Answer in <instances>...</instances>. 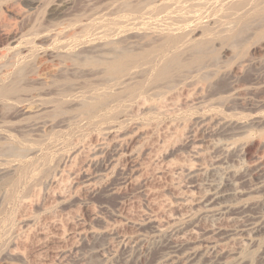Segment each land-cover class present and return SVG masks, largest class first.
<instances>
[{"label":"rangeland","instance_id":"374dc122","mask_svg":"<svg viewBox=\"0 0 264 264\" xmlns=\"http://www.w3.org/2000/svg\"><path fill=\"white\" fill-rule=\"evenodd\" d=\"M183 238L264 264V0H0V264H175Z\"/></svg>","mask_w":264,"mask_h":264},{"label":"bare ground","instance_id":"6f19581e","mask_svg":"<svg viewBox=\"0 0 264 264\" xmlns=\"http://www.w3.org/2000/svg\"><path fill=\"white\" fill-rule=\"evenodd\" d=\"M168 69V64H165L162 68L163 71ZM211 124V123H210ZM245 127V126H244ZM205 131V130H204ZM208 133V132H207ZM210 136L216 137V138H221V139H225L229 140L230 138L234 137L237 133V129H235L234 126H231L230 124H219L216 125L214 128H211L210 131ZM194 137V136H193ZM196 139V138H195ZM202 139V138H201ZM199 139V140H201ZM214 140V139H213ZM206 141V140H204ZM216 141V140H215ZM222 141V140H221ZM220 142V141H219ZM201 141H197V140H193L190 143V148L191 151L193 153V155H198L197 153L199 152V149L201 148L200 146ZM212 144V143H211ZM220 144V143H218ZM202 145V144H201ZM121 146V145H120ZM217 146V145H216ZM219 146V145H218ZM217 146V147H218ZM122 148V147H121ZM98 151V150H97ZM219 151V150H218ZM217 151V152H218ZM95 152V151H94ZM101 156H97L93 159V156L91 159L92 162H95L94 165H104V166H108V163H112V161L115 159V157L118 155V150L116 148H114V146L112 145H108L106 146V148H102L100 150ZM191 153V154H192ZM228 153V152H227ZM226 153V154H227ZM99 154V155H100ZM219 154V153H218ZM92 155V154H91ZM98 155V153L96 154ZM228 155V154H227ZM95 156V155H94ZM118 157V156H117ZM121 158V157H120ZM195 158V157H194ZM119 159V157H118ZM225 164V163H224ZM97 167V166H96ZM95 167V168H96ZM89 168V166H88ZM98 168V167H97ZM190 168V167H189ZM193 169V168H191ZM187 173V172H186ZM198 174H196L195 171L190 170L188 172V180H186V182L188 181V188H194V186L196 185V180L198 179ZM187 177V176H186ZM220 179V178H219ZM184 183V182H183ZM228 181L224 180L222 182H215L213 184H208V188H206L205 190V194L204 196L200 199L199 201V205H202V209L207 212L212 214V217H215L219 221L222 220H227V214H228V205H226L227 203V198H228V193L226 190V187L228 188ZM200 187V186H199ZM200 189V188H199ZM202 189V188H201ZM230 194V193H229ZM186 199V198H185ZM197 200V199H196ZM195 202V201H194ZM196 203V202H195ZM204 213V212H203ZM169 221V220H168ZM216 221V220H215ZM214 221V222H215ZM228 221V220H227ZM161 223V222H160ZM159 223V224H160ZM224 225V224H223ZM161 227V226H159ZM220 227V226H219ZM48 232V231H47ZM46 233V232H45ZM49 233V232H48ZM113 233V232H112ZM47 234V233H46ZM57 235V234H56ZM113 235H115V233H113ZM118 235V233L116 234ZM48 236V235H47ZM57 237V236H56ZM122 237V236H121ZM120 237V238H121ZM124 237V236H123ZM126 237V236H125ZM123 238V240H121L120 242V246L124 245L127 246V244L129 243V239L127 238ZM130 238H132L130 236ZM134 238V237H133ZM132 240V239H131ZM183 241L177 245V246H173L171 247V251L174 254V257L177 258V262L175 264H194L195 261L197 260V258L201 255V251L204 247H201L200 245L197 244V242L192 241L193 239L190 238H183ZM40 241V240H39ZM55 241V240H54ZM53 241V242H54ZM67 241V240H66ZM198 241V240H197ZM56 242V241H55ZM54 242V243H55ZM42 243V241L40 242ZM46 243V242H44ZM49 243V242H48ZM47 243V244H48ZM52 243V242H51ZM60 243V242H59ZM63 243V242H62ZM198 243H200L198 241ZM44 245V244H43ZM45 246V245H44ZM43 246V247H44ZM40 248V247H39ZM44 249V248H43ZM42 249V250H43ZM51 250V249H50ZM45 251V250H44ZM47 251V250H46ZM40 252V251H39ZM49 252V249H48ZM43 253V251L41 252ZM46 255V254H45ZM44 255V256H45ZM43 255H41L42 257ZM43 256V257H44ZM48 256V255H47ZM47 258V257H46ZM43 259V258H42ZM45 259V257H44ZM43 259V260H44ZM63 260V259H62ZM48 261V260H47Z\"/></svg>","mask_w":264,"mask_h":264}]
</instances>
